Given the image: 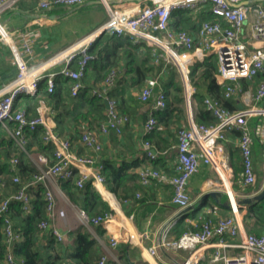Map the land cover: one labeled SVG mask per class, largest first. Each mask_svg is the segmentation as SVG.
<instances>
[{"label":"built area","instance_id":"obj_1","mask_svg":"<svg viewBox=\"0 0 264 264\" xmlns=\"http://www.w3.org/2000/svg\"><path fill=\"white\" fill-rule=\"evenodd\" d=\"M20 0H0V41L9 44L12 31L2 20L4 11L17 6ZM89 0H39L41 10H51L57 6L82 5ZM106 7L108 18L100 25L80 36L72 43L50 54L46 58L28 62L27 56L34 53L32 33L23 30L19 35L23 49L16 44L14 59L19 66L18 74L5 82L0 87V123L7 126L15 122V127L10 131L11 136L18 142L22 149L25 148V129L36 130L39 125L46 128L45 138L56 141L58 136L53 131V126L46 119V107H38L37 113L32 114L26 108L16 105L23 94H35L40 80L47 77L48 90L54 91L57 74H63L73 80L71 93L76 96L84 87L83 79L87 75L89 63L96 57L90 50L95 40L104 32L130 35L136 41L147 42L159 48L155 61L164 58L167 69L174 68L172 73L179 74L183 95L186 104L188 125L178 129V142L176 144L178 159L175 162V173L168 175L165 171L148 165L140 169V180L143 184H151L154 179L168 181L173 190L172 202L180 208H186L192 202L189 193L191 177L199 170L202 162L210 164L217 172L223 190L226 192L231 215H218L217 218H207L201 227L184 232L179 238H169V232L174 224L168 222L161 231L158 245L149 247L151 253H156L158 246L182 248L191 250V254L183 264H200V256L195 255L198 249L205 247L218 237L213 245L216 250L206 264H264V233L257 234L246 230L243 221L239 218L240 205L237 203L235 191L232 187L233 170L230 164V155L226 148L228 130L239 132L237 143L243 156L244 184L252 185L257 180L254 161V137L250 126V119L260 117L264 119V77L258 82L251 96L252 102L241 109H230L216 97L206 96L205 106L216 117L213 124L198 122L195 119L194 93L197 88L196 78H191V65L198 60H203L212 53H216L219 61V70L216 79L225 81L224 94L230 97L234 94L246 93L240 85L241 80H250L258 74H264V21L255 22L251 27L250 35L246 32L248 9L241 5L243 0H100ZM211 1L212 12L216 20H203L197 32L177 30L173 26L172 15L177 9L197 10L201 5ZM218 18H224L229 24L224 25ZM247 34H246V33ZM75 63L76 67L72 64ZM62 64L59 70H50L54 65ZM149 77L146 84L139 92V99L147 102L152 99V108L144 122L145 135L151 133L157 125L156 112L167 107L168 96L164 89V76ZM172 75V74H171ZM214 76V75H213ZM119 78L118 67L111 68L101 81L92 89V92L108 99L106 117L99 122L98 128L84 127L81 140L90 150L84 155L70 156L67 150L71 147L70 138H63L60 145H56L54 161L47 169H41L28 182L23 183L20 175L15 174L12 182L19 184L17 190L0 200V222L3 226L8 252L4 264H24L22 259H17L13 246L23 239V233L16 229L10 216L11 205L19 202L25 213L32 210V194L28 190L31 184L45 182L49 177L62 180L73 179L78 187L82 188L90 180L95 184H104L106 177L102 173L103 164L96 162L97 155L102 151L103 144L100 133L107 134L111 131L122 133L131 117L121 112L117 107V100L109 97L108 93L115 86ZM142 148L150 161L156 160L161 151L154 143L144 138ZM13 166L18 163V157L12 159ZM97 164V165H96ZM90 174L85 168H92ZM7 186L5 177L0 174V192ZM47 214L54 217L56 214L65 215L63 209H58L56 199L50 189L45 190ZM139 196L140 193L138 192ZM237 204V207L235 204ZM110 212L104 215L89 216L81 210V216L86 222L104 223ZM50 220L43 218L38 227L46 230ZM53 233L61 240L62 233L54 228ZM239 236L240 242L232 244L225 240V236ZM149 237L147 231L130 230L129 239L144 242ZM117 238L111 239V245H117ZM213 243V242H212ZM229 246H239L240 252L228 253ZM107 256L101 255L96 264H107Z\"/></svg>","mask_w":264,"mask_h":264},{"label":"crops","instance_id":"obj_2","mask_svg":"<svg viewBox=\"0 0 264 264\" xmlns=\"http://www.w3.org/2000/svg\"><path fill=\"white\" fill-rule=\"evenodd\" d=\"M20 2H22L21 4L23 5L18 3L19 5L17 4L16 7L4 11L2 14L3 22L12 31L11 42L14 48L11 49L9 44L0 41V58H4L13 65L16 64L14 59V50L17 49L16 46L20 50L23 49L19 35L20 31L23 30L31 32L35 38L33 44V56L26 57L28 62L32 63L42 60L50 54L56 52L53 51L52 46L54 45V24L59 21V18L50 21V19L47 17H39V15L51 14L49 13L51 10L62 7L57 6L51 10H41L38 7L39 0H35V3H33V0H21ZM80 6L82 7L85 5L82 4ZM246 6L248 9L246 32L250 35L252 25L258 21H264V0H250V3L246 4ZM198 9L192 13L195 14ZM30 10H33L34 12L30 13ZM172 21L174 22L173 17ZM202 21L203 20L201 19L197 21L198 26ZM198 26H196L195 29L192 28L190 31L197 32ZM142 48L143 45H141L139 49ZM158 53L159 50L156 53V56ZM156 56L154 58V63L162 64V72L160 73L165 74L169 66H166L163 57H161L160 62H156ZM61 66L62 64L54 65L50 68V70H59ZM74 66H76V64ZM117 67L119 69V78L117 82L122 81V83L117 84L116 82V89H122V87H127L130 85L131 91L133 90V94L139 98L140 90L135 86H131L130 84V77L132 74L125 72V61ZM173 70L174 68H171L169 71L167 70L166 75H163L165 80L164 85L168 80L175 76L172 73ZM215 74L214 76H210L208 78L196 77L197 85L204 87L211 81H216L225 85V81L222 82L220 78L216 79ZM91 75L92 70L89 69L86 76L90 77ZM14 77L15 76H0V87L5 82ZM263 77L264 74H258L256 77L250 80H241L240 85L246 90L244 95H242V93H238L230 97H226L224 94L225 98L228 99L229 106L231 108L229 106L228 107L230 109H241L246 107L248 102H252L251 96L253 95L258 82ZM90 81H92L94 85L93 87H96L101 83V81L99 83L94 82V78H91ZM115 92H117V90ZM23 96L24 95L20 96V99L18 100V106H22L30 113L35 114V111L29 110L26 107V101H24ZM44 106L46 107V109L44 108L46 111V119L48 123L54 127L56 122L50 112L52 105L46 101L39 107L43 108ZM195 107L196 110L197 102L195 103ZM151 108L152 100L150 102L142 101L139 104L134 105L131 108V111L127 112V114L130 115L131 120L125 126L122 133H117L115 131H111L107 134L100 133L103 149L96 157L97 164L101 163L105 167V163L109 162L114 164L116 167H119L123 163H140V166L135 169V171L138 173V179L129 180L127 184L128 189L123 190L121 194L113 191L108 186L107 182L104 184H95L91 182L92 186L100 193L103 199L110 204L111 207V210L109 211L110 215L108 218H106L104 223L93 224L86 222L83 219L81 216V210L83 209L80 205L82 200L78 194L75 193L79 189L76 183L75 185L77 187L71 188L69 191L73 192V197L77 200L73 199L67 193L64 185L65 180L55 178L53 176L47 178L45 182L31 184L28 187V190L32 194L33 200L40 189H44L41 195L45 199V190L50 189L55 196L57 208L63 209L65 211L64 216L56 214L54 217H50L47 214L46 209L44 218L49 217L50 226L46 230L38 229L36 237L37 244L45 251L49 249L51 244L56 246L59 245V254L62 256L64 264H75L70 256L77 251L78 244L74 234H72V231L81 226L85 227L91 236L96 238L99 242V255L95 260V264L101 255L107 256V264H126L127 261H129V256H124L122 248L128 244L131 245V248L136 255L143 258L145 261L144 264H183V262L191 253L189 250L167 246H158L157 252L154 254L149 251V247L152 245H158L161 231L164 229L166 224L172 220L175 223L176 220L179 219L183 213H187V211L183 212L182 208L178 207L172 202L173 190L171 184L168 181L154 179L151 184H143L140 180V169L145 166L152 165L155 168L165 171L168 175L174 174V165L178 159L176 148V144L178 142V129L182 125L189 124L187 109L185 108V115L175 126L170 129L171 134L167 131L161 132V136L166 137L169 141V146H167L166 149L161 150V155L156 160H154L156 162L155 164L153 161L148 159L142 148V142L145 138L143 126L148 113L151 111ZM104 119H101V121ZM99 122L96 124H91L90 122L85 121L78 127H76L74 122H72L71 124H68L66 132H64L63 136H60L56 139L55 144L60 145L61 140L67 137L70 138L72 142L70 149L67 150V153L70 156L90 153V150H88L81 140V133L84 127L87 126L90 128H98ZM250 126L254 137V161L257 174V180L252 185L244 184L243 180L242 173L244 169V162L237 143L239 132L234 129L228 130L226 132L228 137L226 141V148L230 155V164L233 170L232 187L235 191L237 201L254 196L256 194H260L264 191V119L260 117H253L250 119ZM41 148L42 147H40L38 144L33 143L30 150L25 149L27 156L25 157L24 163H31L40 170L47 169L54 161V154H52L49 149ZM10 164H13L12 160H10ZM95 167V165L92 166V168L87 167L85 170L92 174ZM15 174L18 173H14L10 176L6 174L3 175L7 182V186L1 191V194L4 195V197L15 191L13 185L11 184V179ZM33 176L34 175H29L26 178L21 176L22 182H28L33 178ZM213 190H219L223 192V196L220 198V201L215 200L211 196L205 197L208 192ZM138 192L140 193L139 196L137 195ZM189 193L192 198L190 205L194 206V208L190 209L189 211L200 208L199 211L197 210L196 212V215L200 217V220L186 217V221L193 223L195 226L198 222L202 224V222L207 218L215 219L218 215L232 214L231 207L224 204V201L228 199V197L226 192L223 190L220 178L214 168L208 163L202 162L200 164L199 170L191 177L189 182ZM239 205L240 208L238 216L243 221L246 230L257 234L264 233V215H262V217H258L257 214L249 215V204ZM24 214L28 213L24 212L23 215L18 218L11 217L14 225L18 226V228L24 224L22 220ZM54 228L58 229L62 233L63 238L61 240H59L53 233ZM130 230L147 231L149 233V237L142 243L138 241H132L129 239ZM113 237L117 238L118 240V243L115 246L111 245V239ZM169 238H173V236H169ZM216 240H219L218 237L213 238V243L210 242V244L197 250L195 255L197 254L200 256V264H206L211 259L213 252L216 250V246L213 245ZM225 240L231 242L232 244H238L240 242V237L226 235ZM226 251L228 253L240 252L241 248L239 246H229L226 248ZM132 262L136 264L137 261Z\"/></svg>","mask_w":264,"mask_h":264},{"label":"trees","instance_id":"obj_3","mask_svg":"<svg viewBox=\"0 0 264 264\" xmlns=\"http://www.w3.org/2000/svg\"><path fill=\"white\" fill-rule=\"evenodd\" d=\"M20 1L19 4L22 3ZM33 3H35V0H33ZM211 8L212 2L209 1L200 6L195 14L189 9L175 10L172 15L174 18V28L177 30L190 31L192 28L195 29L196 26H198L197 21L200 19L216 20L217 18L213 14ZM67 11L68 9L65 10L64 8L58 7L57 9L51 10L49 13L61 14L60 21H63L62 17H66V15H63ZM31 12L34 11L30 10V13ZM107 18L108 14H106V17L102 21H99L98 24L92 27H86L79 32L77 30L67 32L61 28V24L58 25L59 22L55 23L54 45L52 46L53 51H58L67 46V44L73 42L77 37L79 38L102 24ZM218 20L224 25L229 24L224 18H218ZM73 31L74 34H71L72 37L69 38L68 34ZM141 45H143V48L139 49ZM90 50L94 52L96 56L88 65V70H92V75L90 77L85 76L83 79L84 87L80 90L78 95H72L71 85L73 80L63 74H57L54 91L50 92L48 90L47 77H44L40 80L38 90L35 94H23L24 101H26L27 105L26 107L36 113L37 108L42 103L46 101L51 103L50 112L56 122L53 131L58 136H63L68 124L72 122L78 127L85 121L96 124L106 117L107 106L105 97L92 92L94 85L92 81H90L91 78H94V82L99 83L111 68L121 65L125 61V72L132 74L130 77L131 86H135L141 91L149 77L157 76L162 72V64L154 63V58L159 48L157 49L155 46L144 41H136L130 35L104 32L95 40ZM72 65L74 66L75 63ZM218 70V56L216 53H212L203 60L195 61L191 65L190 75L192 79L196 77L208 78L213 76ZM18 72L19 66L17 63L13 65L4 58H0V76L13 77L16 76ZM119 83H122V81L117 82V84ZM128 86L122 87V89H116L115 86L112 91L108 93L109 97L113 96L118 100V109L123 113L131 111L134 105L142 102L133 94L130 85ZM164 89L168 96L167 107L162 111L156 112L157 125L151 133L145 135V138L150 139L160 151L169 146V141L166 137L161 136V132L167 131L171 134L170 129L185 115L182 81L177 77H172L165 83ZM116 90L117 92H115ZM224 90L225 85L216 81H211L204 87L197 86L194 93V98L197 102V109L195 110L196 121L207 124L216 122L214 115L206 108L204 98L206 96L219 98L223 101L224 105L228 107L229 101L224 96ZM16 105H19V103L17 102ZM14 127L15 122H9L7 126L0 123V174L10 176L14 173H18L26 178L29 175L32 176L39 173L41 170L31 163H24L27 153L10 134V131L13 130ZM45 135L46 128L44 125H39L36 130L26 128V150H30L32 144L36 143L42 147L41 149H49L52 154H55V142L47 140ZM14 157H18V163L15 165V168L13 164H10V160ZM153 163L156 164L155 161H153ZM138 166H140V163L137 162L123 163L119 167L109 162L105 163L103 174L106 177L108 186L116 193L121 194L123 190L128 189L127 184L129 180L138 179V173L135 171ZM11 184L14 190H17L19 187V184L13 182ZM64 185L67 193L73 199L77 200L73 197V192L69 191V189L77 187L73 179L65 180ZM43 191L44 189L38 191L35 199L32 201L31 212L24 214L22 217L24 224L19 228L15 226L17 230L23 233V239L14 244L13 252L17 259H22L24 261V264H64V260L59 254V245L56 246L51 244L49 249L45 251L36 242L39 229L38 222L43 219L46 214V200L41 195ZM75 193L78 194L82 200V203H80L81 208L89 216L104 215L111 210L110 204L105 201L100 193L92 186L91 181H87L86 185L82 188L79 187L78 191ZM3 197L4 195L0 192V200ZM248 208L249 215L257 214L258 217H262V215H264V198L249 204ZM199 209L183 213L172 225L169 236H173V238L176 239L186 231L198 229L201 223L198 222L195 226L193 223L187 222L186 217L200 220V217L196 215ZM10 211V216L12 218H18L24 213L20 203L16 201L12 203ZM2 229L3 226L0 222V264H4L8 252V245L5 241ZM72 234H74L78 244L77 251L70 256L73 262L75 264H95V260L99 255L98 240L92 237L89 231L83 226L72 231ZM122 252L125 257L129 256V261H127L126 264H134L132 261H137L136 264L145 263L143 258L134 253L129 244L122 248Z\"/></svg>","mask_w":264,"mask_h":264},{"label":"rangeland","instance_id":"obj_4","mask_svg":"<svg viewBox=\"0 0 264 264\" xmlns=\"http://www.w3.org/2000/svg\"><path fill=\"white\" fill-rule=\"evenodd\" d=\"M77 7L75 10H73L70 13H65L63 16L66 15V17H62L63 21H60V18L58 19L59 23L58 25L61 26L62 29H64L67 32H70L72 30H77L78 32L82 29H85L86 27H92L95 24H98L99 21H102L107 13V9L105 5L100 2V3H93V4H88L85 6H79V5H74V6H62L59 8H65L70 9ZM57 9V8H56ZM62 22V23H60ZM74 31L72 33L68 34V37H72L71 34H74ZM88 33V32H87ZM174 77H177L178 79L181 80L180 75L177 74ZM186 108V104L184 105ZM195 103H194V109H195ZM191 251V250H189ZM191 254V253H190ZM189 254V255H190Z\"/></svg>","mask_w":264,"mask_h":264},{"label":"water","instance_id":"obj_5","mask_svg":"<svg viewBox=\"0 0 264 264\" xmlns=\"http://www.w3.org/2000/svg\"><path fill=\"white\" fill-rule=\"evenodd\" d=\"M100 3L101 1L100 0H89L87 2L84 3V5H88V4H92V3ZM250 3V0H243L240 2L241 5H246ZM77 7H74L70 10L67 11V13H70L72 12L73 10H75ZM39 17H47L48 19H50V21H53L57 18H60L61 17V14H58V13H53V14H40ZM105 103H106V106L108 107L109 106V101L108 99H105ZM211 196L212 198H214L215 200L217 201H220V198H222L223 196V192L222 191H219V190H213V191H210L208 192L205 197H209ZM264 197V191L261 192L260 194H256L254 196H251V197H248V198H245V199H241V200H238V204H251L253 203L255 200H258V199H261ZM224 204H226L227 206H230V202L228 199H226L224 201ZM194 206H187L186 208H183V212H186V211H189L190 209H193Z\"/></svg>","mask_w":264,"mask_h":264},{"label":"bare ground","instance_id":"obj_6","mask_svg":"<svg viewBox=\"0 0 264 264\" xmlns=\"http://www.w3.org/2000/svg\"><path fill=\"white\" fill-rule=\"evenodd\" d=\"M235 204V206L237 207V204L236 203H234Z\"/></svg>","mask_w":264,"mask_h":264}]
</instances>
